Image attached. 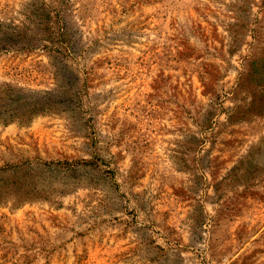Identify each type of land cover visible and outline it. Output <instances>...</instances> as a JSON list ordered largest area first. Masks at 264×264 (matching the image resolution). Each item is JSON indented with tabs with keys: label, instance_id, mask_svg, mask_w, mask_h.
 <instances>
[{
	"label": "rangeland",
	"instance_id": "rangeland-1",
	"mask_svg": "<svg viewBox=\"0 0 264 264\" xmlns=\"http://www.w3.org/2000/svg\"><path fill=\"white\" fill-rule=\"evenodd\" d=\"M7 165L0 264H264V0H0Z\"/></svg>",
	"mask_w": 264,
	"mask_h": 264
},
{
	"label": "trees",
	"instance_id": "trees-1",
	"mask_svg": "<svg viewBox=\"0 0 264 264\" xmlns=\"http://www.w3.org/2000/svg\"><path fill=\"white\" fill-rule=\"evenodd\" d=\"M53 101L51 99H46L45 101L35 104L34 109L31 111L29 117L34 116L35 114L44 113L46 109L51 108V104ZM24 166H5L0 168V206L6 204L8 201L12 200L15 204H21L22 199L28 197L27 199H23L24 201H32L33 199L39 198L42 196L38 195H30L32 192L28 189V184H34L29 177V174L26 172L27 168H23ZM6 175L5 178L1 176V174ZM37 188V187H36ZM35 188V190H36ZM26 194V195H23ZM32 196H36L33 198ZM11 198V199H10Z\"/></svg>",
	"mask_w": 264,
	"mask_h": 264
}]
</instances>
